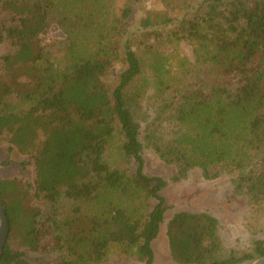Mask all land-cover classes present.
<instances>
[{"label": "trees", "instance_id": "16d2710c", "mask_svg": "<svg viewBox=\"0 0 264 264\" xmlns=\"http://www.w3.org/2000/svg\"><path fill=\"white\" fill-rule=\"evenodd\" d=\"M144 1L0 0V146L33 166L32 183L0 178V264H155L162 228L175 264L264 256V0H158L136 19ZM145 150L174 182L231 176L249 247H225L206 212L165 222Z\"/></svg>", "mask_w": 264, "mask_h": 264}, {"label": "rangeland", "instance_id": "374dc122", "mask_svg": "<svg viewBox=\"0 0 264 264\" xmlns=\"http://www.w3.org/2000/svg\"><path fill=\"white\" fill-rule=\"evenodd\" d=\"M160 8L158 0L144 1L135 14L136 19L147 10ZM62 38L61 32L56 27H51L42 37L43 44ZM178 50L182 55L191 58V47L180 44ZM122 66L113 70V80L116 79ZM145 171L149 175L159 176L167 182L162 191L165 198L167 212L165 222L178 211L193 213L206 212L219 221V233L225 247L235 251H245L250 244L251 237L245 228L247 210L244 202L239 199L227 198V190L231 183V176L224 175L214 181H205L198 170L192 171L186 179L180 182L172 181L173 170L162 163L150 150H145ZM0 178H17L27 183H32V160L15 150H9L7 143L0 146ZM155 264H175L172 262L167 245L165 230L162 228L158 237L153 242ZM27 259L31 262L50 264L56 257L51 255H37L29 253ZM105 264H140L129 258H123L111 253Z\"/></svg>", "mask_w": 264, "mask_h": 264}, {"label": "water", "instance_id": "95a60500", "mask_svg": "<svg viewBox=\"0 0 264 264\" xmlns=\"http://www.w3.org/2000/svg\"><path fill=\"white\" fill-rule=\"evenodd\" d=\"M7 236H8V221L6 218L5 209L0 204V258L3 253L4 245L7 241ZM234 264H264V256L255 257Z\"/></svg>", "mask_w": 264, "mask_h": 264}, {"label": "crops", "instance_id": "0c3cea01", "mask_svg": "<svg viewBox=\"0 0 264 264\" xmlns=\"http://www.w3.org/2000/svg\"><path fill=\"white\" fill-rule=\"evenodd\" d=\"M155 256V255H154ZM155 258V257H154Z\"/></svg>", "mask_w": 264, "mask_h": 264}]
</instances>
